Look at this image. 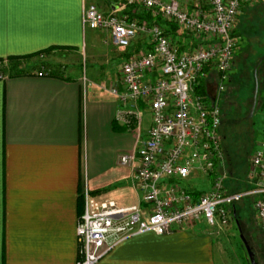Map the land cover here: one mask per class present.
I'll return each mask as SVG.
<instances>
[{
	"label": "crops",
	"instance_id": "crops-1",
	"mask_svg": "<svg viewBox=\"0 0 264 264\" xmlns=\"http://www.w3.org/2000/svg\"><path fill=\"white\" fill-rule=\"evenodd\" d=\"M119 5L111 0L108 8L147 18L143 10ZM84 6L86 0H0V59L52 49L43 58L54 70L0 80V264H76L83 188L98 200L137 205L146 216L132 166L118 159L134 151L149 114L139 106L136 134L116 120L124 106L109 90L118 84L123 59L148 50L149 37L136 38L120 53L105 33L82 26ZM80 51L82 65L75 55ZM206 72L198 85L209 97L206 80L211 75L215 81V73ZM206 227L200 222L126 239L96 264H214Z\"/></svg>",
	"mask_w": 264,
	"mask_h": 264
},
{
	"label": "built area",
	"instance_id": "built-area-1",
	"mask_svg": "<svg viewBox=\"0 0 264 264\" xmlns=\"http://www.w3.org/2000/svg\"><path fill=\"white\" fill-rule=\"evenodd\" d=\"M116 1L121 8L143 10L147 18L128 20L87 5L81 24L105 33L109 45L120 53H126L136 38L149 37L148 50L123 59L118 84L109 90L124 106L116 120L131 131L140 133L139 106L149 114V128L137 137L134 151L118 159L119 164L132 166L131 182L146 216L137 205L98 200L83 188L82 213L75 226L76 264H96L126 239L144 233L166 235L200 222L223 230L231 208L245 196L254 198V216L264 231V145L258 143L248 158L247 190L232 192L218 170L222 154L217 135V102L232 64L236 17L242 6L264 0ZM157 21L174 27L180 37ZM206 70L215 73L214 93L209 97L193 90ZM47 75L43 70L36 73ZM5 78L0 73V80ZM193 180L205 190L189 185Z\"/></svg>",
	"mask_w": 264,
	"mask_h": 264
},
{
	"label": "rangeland",
	"instance_id": "rangeland-1",
	"mask_svg": "<svg viewBox=\"0 0 264 264\" xmlns=\"http://www.w3.org/2000/svg\"><path fill=\"white\" fill-rule=\"evenodd\" d=\"M109 1L111 0H86V5H93L98 11L106 14L110 12ZM131 8L143 13L139 8ZM157 22L164 24L162 21ZM175 34L179 36L180 32L176 31ZM232 36L235 42L232 64L227 73L225 89L217 102L219 115L217 135L220 138L223 165L220 172L225 176L224 185L229 191L244 192L248 188L246 179L248 158L257 144L264 139V1L242 7L236 17ZM107 52L112 55L110 51ZM75 55L79 65H82L84 61L82 51ZM57 56L62 58L66 57V54ZM40 60L49 62L46 58ZM254 68L255 105L251 116L248 117L254 91ZM206 82L210 85L215 84L211 75L207 76ZM210 85L207 86V90L212 96L214 87ZM189 185L201 190L206 188L201 186L198 180L191 181ZM253 200L252 196H245L236 202L233 205L235 218H230L228 226L223 230L206 227L212 237L214 264H249L239 234L253 253L254 264H264V231L256 222Z\"/></svg>",
	"mask_w": 264,
	"mask_h": 264
},
{
	"label": "trees",
	"instance_id": "trees-1",
	"mask_svg": "<svg viewBox=\"0 0 264 264\" xmlns=\"http://www.w3.org/2000/svg\"><path fill=\"white\" fill-rule=\"evenodd\" d=\"M124 14L128 20L132 19L133 14H130L129 12H124ZM168 27L169 30L171 29L170 31H172L173 33L176 32V29L174 27ZM50 50L52 49H47L45 51L33 53L30 55L10 56L5 59H0V73L6 75L7 77H18L33 75L43 70L47 72L48 75H52L54 71L52 67L48 63L42 62L40 60V56H46ZM193 90L196 94L205 96V91L201 85L195 86ZM230 214L231 218H235L234 207L231 208Z\"/></svg>",
	"mask_w": 264,
	"mask_h": 264
},
{
	"label": "water",
	"instance_id": "water-1",
	"mask_svg": "<svg viewBox=\"0 0 264 264\" xmlns=\"http://www.w3.org/2000/svg\"><path fill=\"white\" fill-rule=\"evenodd\" d=\"M112 10L115 9V7H111ZM253 77H254V91H253V95H252V101H251V106H250V110H249V115L248 117L251 116L252 112H253V109H254V105H255V95H256V78H255V68L253 70ZM236 226H237V223H236ZM237 230L239 232V229H238V226H237ZM240 233V232H239ZM239 239H240V242L243 246V249L245 251V254L247 256V259H248V262L249 264H254V261H253V253L251 252L247 242L244 240V238L239 234Z\"/></svg>",
	"mask_w": 264,
	"mask_h": 264
}]
</instances>
